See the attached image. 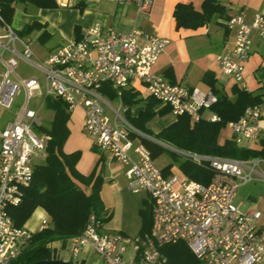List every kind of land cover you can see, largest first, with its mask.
Instances as JSON below:
<instances>
[{
	"label": "built area",
	"instance_id": "built-area-1",
	"mask_svg": "<svg viewBox=\"0 0 264 264\" xmlns=\"http://www.w3.org/2000/svg\"><path fill=\"white\" fill-rule=\"evenodd\" d=\"M55 1L64 4L62 0ZM115 1L134 3L143 12L151 5L150 0ZM225 24L232 32L233 46L218 54L216 61L222 75L247 90L244 63L253 35L264 41V12L255 11L248 17L246 12L239 11ZM3 30L0 108L12 106L20 87L24 100L12 120L0 130V264H10L30 242L32 233L48 226L47 216L40 218L34 231L24 225L15 226L8 214L10 206L22 201L34 166L46 157L50 135L43 130L44 117L39 107L29 106L37 97L39 105L52 97L62 100L69 112L80 108L83 130L92 138L93 145L110 153L124 168L127 188L132 193L146 192L152 203L151 226L142 235L105 232L103 222L90 214L81 233L68 239L72 257L88 244L103 264H165L167 257L160 248L182 241L201 264H264L262 212L256 207L242 209L240 202H234L241 184L253 179L264 182V155L241 159L199 155L137 129L126 118L128 108L121 101L122 91L138 81L158 104L170 108L173 117L187 114L192 122L202 118L218 120L213 113L202 115L216 101L212 90L170 83L152 71L167 39L139 29L126 32L103 29L95 23L84 29L79 38L54 48L43 61L36 62L30 37L18 35L6 23ZM19 61L37 69L41 76H20ZM104 88L112 91L118 102L116 107L104 95ZM263 113L264 99L245 107L238 119L226 124L230 138L240 147L264 152ZM142 139L209 169L210 181L202 184L184 175H164ZM128 247L132 253L126 256Z\"/></svg>",
	"mask_w": 264,
	"mask_h": 264
},
{
	"label": "crops",
	"instance_id": "crops-1",
	"mask_svg": "<svg viewBox=\"0 0 264 264\" xmlns=\"http://www.w3.org/2000/svg\"><path fill=\"white\" fill-rule=\"evenodd\" d=\"M62 1H64V4L60 3L55 8H38L31 4L23 5L21 3L14 5L13 16L8 25L11 28L12 23L17 27L16 33L33 21H38L43 25V28L34 30L27 35L31 39L34 61L41 62L48 55V51L40 53L32 48L34 40L45 44L55 36V41L51 47L56 48L70 40L79 38L84 29L95 23L100 24L103 29L112 28L122 32L139 29L145 33L168 40L152 71L156 75H161V77H164L170 83L183 84L189 88L196 87L201 91L212 90L211 84L204 78L206 72L211 73L210 75L214 78V87L218 89L228 92L229 87L233 84L231 79L221 74L216 61L218 54L231 49L233 46V35L226 27V20L239 11L246 12L248 17L255 11L264 12V0H218L220 5H223L224 10L220 13H214L205 25L192 29L182 26L176 28L172 9H174L177 3L189 2L193 5L194 9L200 10L199 8L203 0H150L151 5L144 12L137 10L134 3L121 4L115 0ZM3 23L5 22L0 20V36L4 34ZM43 30L47 33L46 36H40ZM16 46L20 49L18 44ZM38 47L41 48V46ZM250 47L249 56L244 63L243 73L247 86L246 91L262 93L264 99V41L254 34ZM1 69L2 66L0 64V73ZM28 76L36 75H25L24 77ZM224 79L230 81L229 85H224ZM127 89L135 92L134 98L138 100L128 107L121 98L123 105L128 108L125 115L129 114L132 118L136 117L143 110L145 107L144 103L151 96L138 81L132 82L124 90ZM103 91L107 98L118 104L117 100L114 99L112 91L107 88H104ZM41 105L47 109L45 107V99ZM161 106L163 105L156 103L154 108ZM210 114L209 110L202 111V115L205 117ZM70 115L71 111L69 112V119L66 122L69 133ZM174 119L175 117L170 112L161 116L155 115L147 121L146 128L150 130L151 126H153L154 131H156L155 133H158ZM51 121L50 119L44 124L43 128H49ZM223 129L227 130V133L221 137ZM230 136V130L225 126L220 131L218 141L221 143L226 138H230ZM83 147L75 168L83 175L93 172L94 175H99L102 179L100 198L105 212L110 214V218L103 222L102 229L109 233H121L127 236L138 235L141 230L139 210L144 207L145 202H151L150 198H148L149 196L146 192H139L142 196L140 197L139 205H136V208H134L135 212H133V215L126 212L125 203L122 199L125 189L127 190L126 187L124 188L125 182L127 186V179L123 172L124 168L115 161L110 153L98 150L93 145L92 138H89L87 144ZM170 173L174 172L170 171ZM81 187L85 192H88V187L82 184ZM35 211L41 212V218L47 216L41 208H37ZM262 217L264 221L263 213ZM68 244V240L64 246L59 241L52 242L51 244L56 248L63 261L76 264H100L99 257L90 245H84L78 255L72 257L68 250Z\"/></svg>",
	"mask_w": 264,
	"mask_h": 264
},
{
	"label": "trees",
	"instance_id": "trees-1",
	"mask_svg": "<svg viewBox=\"0 0 264 264\" xmlns=\"http://www.w3.org/2000/svg\"><path fill=\"white\" fill-rule=\"evenodd\" d=\"M20 3L31 4L38 8L58 6L55 0H0V18L9 24L14 5ZM199 9H194L189 2L177 3L172 9L175 27L194 29L203 26L214 13L224 10L218 0H203ZM40 28H43V25L33 21L21 28L17 34L26 36ZM46 35L44 30L40 34V36ZM210 74L206 72L204 78L211 84L216 101L210 106L209 111L217 115L218 120L209 121L202 118L192 122L187 114L178 115L171 123L155 133L154 137L178 149L199 153V155H220L239 159L264 155L262 150L238 146L231 138H226L221 143L218 141L220 131L227 122L238 119L248 105L262 102L263 94L243 90L236 84H232L228 92L218 89L214 87V78ZM122 92V100L128 107L138 101L134 98L135 92L129 89ZM156 103L154 98L149 97L144 103L145 107L136 117L131 118L127 113L129 122L137 129L151 134L146 128L147 121L155 115L161 116L170 112V108L166 105L154 108ZM45 107L53 112L49 128H43L50 135L46 145L45 160L34 166L31 183L25 188L22 201L16 206H10L8 214L15 226H22L35 209L41 208L48 217V226L34 231L30 242L10 264L62 260L56 248L51 245L52 242L59 241L64 246L68 239L81 233L90 214L96 215L102 222L110 218L100 198L101 177L94 175L93 172L83 175L75 168L76 162L80 159V150L66 153L61 148L69 133L66 126L69 119L66 104L58 98L48 97L45 99ZM142 142L149 149L153 159L166 150L146 139H142ZM178 168L184 176L202 184H207L212 177L209 169L186 159L178 162ZM162 172L164 175L169 174L170 165L162 169ZM81 184L88 187V192H85ZM151 209V202L147 201L139 210L140 235L150 229ZM160 252L167 257L165 264H201L200 259L182 241L165 244L160 248Z\"/></svg>",
	"mask_w": 264,
	"mask_h": 264
},
{
	"label": "rangeland",
	"instance_id": "rangeland-1",
	"mask_svg": "<svg viewBox=\"0 0 264 264\" xmlns=\"http://www.w3.org/2000/svg\"><path fill=\"white\" fill-rule=\"evenodd\" d=\"M11 28L17 32L18 29L11 23ZM55 41V36L51 38L47 43L41 44L38 42V40H34L32 44V48L35 49V51L47 52L49 53L50 50H52L54 47H51ZM38 46H41L39 48ZM50 47V48H49ZM2 48H0V51ZM8 55V52L4 53V56L6 57ZM17 72L20 76L25 75H36V77H40L41 74L35 70V68H32L22 62L18 63ZM224 85H229L230 81L228 79H224ZM24 100V90L22 87L19 88V91L17 95L14 97V101L12 103V106L8 109L0 108V130L3 129L4 125L12 120L14 112L17 110V108L22 104ZM110 102L116 107V103L113 102V100H110ZM30 107L38 108L40 113L43 115L44 119L42 122L46 124L50 119L52 120L53 112L50 110L45 109L42 105H39L38 103V97L33 98L30 103ZM80 108L76 107L71 111L70 115V133H68V136L63 143V146L61 147L64 152H71L74 150H80L84 148L88 142V139L91 138L89 135H87L83 130V112ZM81 111V112H80ZM82 113V114H81ZM127 118V116H126ZM152 125V124H151ZM154 127L151 126L150 133L151 136L155 135ZM227 130L223 129L221 132V137L226 135ZM81 156V154H80ZM182 160V157H180L177 153L171 152L169 150H165L160 156L154 158L155 164L162 170L167 165H170V171L174 172L176 175L182 177V173L178 168V162ZM44 160L38 161V164L43 163ZM127 188L126 182L124 183V188ZM123 200L125 203V209L127 210L129 214L133 215L134 208H136V205H139L140 203V197L142 196L141 193L135 194L132 193L128 188L125 189L123 193ZM234 202H240L241 208H258L262 211L264 215V182L258 179L250 180L246 183L241 184L237 191L236 196L234 199ZM139 207V206H138ZM41 212L40 211H34L32 215L29 217V219L25 223V227L30 230H36L35 228L38 227L40 218H41ZM126 256H129L132 253V250L130 247L127 248ZM100 264H103L100 260Z\"/></svg>",
	"mask_w": 264,
	"mask_h": 264
},
{
	"label": "water",
	"instance_id": "water-1",
	"mask_svg": "<svg viewBox=\"0 0 264 264\" xmlns=\"http://www.w3.org/2000/svg\"><path fill=\"white\" fill-rule=\"evenodd\" d=\"M56 262H58L60 264H76V263H73V262L63 261V260H58V261L40 260V261H36V262L30 263V264H54Z\"/></svg>",
	"mask_w": 264,
	"mask_h": 264
}]
</instances>
